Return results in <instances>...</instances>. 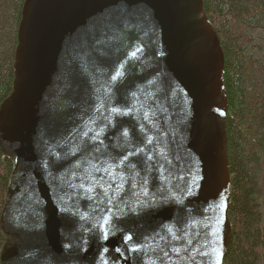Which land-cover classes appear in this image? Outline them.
Here are the masks:
<instances>
[{
    "label": "water",
    "instance_id": "95a60500",
    "mask_svg": "<svg viewBox=\"0 0 264 264\" xmlns=\"http://www.w3.org/2000/svg\"><path fill=\"white\" fill-rule=\"evenodd\" d=\"M224 63L203 0H25L0 264H222Z\"/></svg>",
    "mask_w": 264,
    "mask_h": 264
},
{
    "label": "trees",
    "instance_id": "16d2710c",
    "mask_svg": "<svg viewBox=\"0 0 264 264\" xmlns=\"http://www.w3.org/2000/svg\"><path fill=\"white\" fill-rule=\"evenodd\" d=\"M25 0H0V105L13 87ZM224 55L233 228L222 264H264V0H203ZM12 171L0 149V215ZM4 240L0 233V248Z\"/></svg>",
    "mask_w": 264,
    "mask_h": 264
},
{
    "label": "snow or ice",
    "instance_id": "6c2138e0",
    "mask_svg": "<svg viewBox=\"0 0 264 264\" xmlns=\"http://www.w3.org/2000/svg\"><path fill=\"white\" fill-rule=\"evenodd\" d=\"M132 56H135L136 55V53L135 52H133L132 54H131ZM120 75H121V73L119 72V71H117V72H115V74L112 76V79L113 80H117L119 77H120ZM113 111H119L118 109H113ZM85 135H87V133H85ZM97 136L99 135V133H97L96 134ZM123 135L125 136V137H127L128 136V130H124V132H123ZM125 159H126V157H125ZM126 239H128V240H131V237H127ZM189 243H192L191 241H189ZM132 251H139V249H137V248H132L131 249ZM165 255H167V253H165Z\"/></svg>",
    "mask_w": 264,
    "mask_h": 264
},
{
    "label": "rangeland",
    "instance_id": "374dc122",
    "mask_svg": "<svg viewBox=\"0 0 264 264\" xmlns=\"http://www.w3.org/2000/svg\"><path fill=\"white\" fill-rule=\"evenodd\" d=\"M8 187V186H7ZM7 192V191H6ZM6 196V195H5ZM5 200V199H4ZM231 204V203H230ZM4 205V204H3ZM3 209V208H2ZM230 209V208H229ZM2 212V211H1ZM228 213H229V211H228ZM228 218H229V216H228ZM229 221H230V219H229ZM231 223V222H230ZM232 226V225H231ZM232 234H233V228H232ZM232 238V237H231Z\"/></svg>",
    "mask_w": 264,
    "mask_h": 264
}]
</instances>
